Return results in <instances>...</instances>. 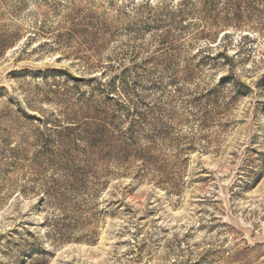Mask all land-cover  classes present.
<instances>
[{"label":"rangeland","instance_id":"obj_1","mask_svg":"<svg viewBox=\"0 0 264 264\" xmlns=\"http://www.w3.org/2000/svg\"><path fill=\"white\" fill-rule=\"evenodd\" d=\"M0 264H264V0H0Z\"/></svg>","mask_w":264,"mask_h":264}]
</instances>
